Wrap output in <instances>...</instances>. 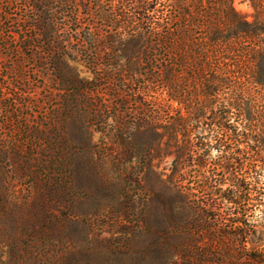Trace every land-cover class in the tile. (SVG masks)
I'll list each match as a JSON object with an SVG mask.
<instances>
[{"label": "rangeland", "instance_id": "rangeland-1", "mask_svg": "<svg viewBox=\"0 0 264 264\" xmlns=\"http://www.w3.org/2000/svg\"><path fill=\"white\" fill-rule=\"evenodd\" d=\"M33 1L0 0L11 12L2 20L0 40H21L10 22L16 15L22 19ZM232 1L255 21L252 0ZM82 21L91 34L74 37L99 42L98 50H89L99 52L105 76L97 77L86 53H73L65 70L75 82L61 83L36 52L0 48V264H166L173 252L162 243L179 241V229L194 223L195 201L202 195L179 187L180 176L196 185L211 174L212 164H176L175 140L163 126L133 124L132 116L141 112L136 109L148 100L132 93L136 82L112 80V33L102 30L104 21L87 15ZM189 97L186 92L173 102L177 116L190 111L193 117L188 134L177 127V143H209L203 158L214 163L225 155L218 122L228 95L219 93L203 114ZM254 117L252 124L263 126ZM166 230H172L169 237ZM228 240L214 238L215 245ZM231 240L235 249L238 237Z\"/></svg>", "mask_w": 264, "mask_h": 264}, {"label": "trees", "instance_id": "trees-1", "mask_svg": "<svg viewBox=\"0 0 264 264\" xmlns=\"http://www.w3.org/2000/svg\"><path fill=\"white\" fill-rule=\"evenodd\" d=\"M252 1L253 22L236 10L232 0H35L23 10L22 19L16 15L10 22L21 40L14 45L0 40V48L39 54L61 83L75 82L65 70L66 57L73 53H86L97 77L105 76L99 52L89 50H98L99 42L74 37L82 31L91 34L83 15L102 19V30L112 33V80L136 82L132 93L148 100L136 109L141 112L132 116L133 124L163 126L168 138L175 140L176 164L188 162L195 168L212 164L211 174L196 185L194 179L180 176L179 187L202 195L195 201L194 223L180 227L179 241L166 238L162 243L173 252L166 264H238L240 259L243 264H264V124H252L257 115L264 123V0ZM10 14L0 7V27ZM186 92L202 114L219 93L228 95L227 110L218 122L225 155L214 163L203 158L209 143L196 147L189 141L177 143V127L188 134V122L193 120L190 111L185 118L174 111L173 102ZM233 108L239 111L234 113ZM219 235L229 240L215 245ZM232 236L238 237L235 249ZM205 237L210 240L201 243Z\"/></svg>", "mask_w": 264, "mask_h": 264}]
</instances>
